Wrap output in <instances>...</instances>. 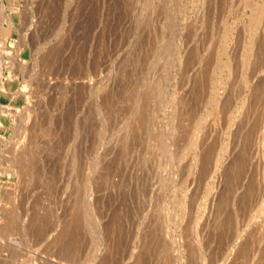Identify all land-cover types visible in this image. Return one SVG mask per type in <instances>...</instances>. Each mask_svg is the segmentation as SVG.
Instances as JSON below:
<instances>
[{
  "label": "bare ground",
  "instance_id": "1",
  "mask_svg": "<svg viewBox=\"0 0 264 264\" xmlns=\"http://www.w3.org/2000/svg\"><path fill=\"white\" fill-rule=\"evenodd\" d=\"M16 1L17 0L10 1V9L13 12L17 11V8L15 9L16 6L14 7V2ZM145 1L147 0H144V6L142 5L143 0L140 1V3L144 8L148 9V13H146L147 15L149 14V17L150 15H152L151 13L153 11L155 12L154 8L158 10L159 7L157 8L156 5L159 4V6H161L160 4L162 2V10H159L164 11L163 22L167 23V25L169 24V28L171 30H169L170 36L168 38L165 37V39L164 36L155 35L156 33L153 34V38H155V41H158V43H162L163 48L162 46L160 47L161 50L163 49L162 53L165 52V70L163 74L156 78L153 71L151 72V70H148L150 69V67L146 66L145 67L148 70L147 75H143L144 72L142 71V69L144 66L140 67L141 70L140 68L139 70H137L138 65L145 62L143 59L141 63L139 61V58L141 60V58L145 56H142L144 47H141L139 49L137 48L142 46V44H139L138 42H136L138 43L137 47L132 43L133 45L128 50V53H126L127 55L125 54L126 58H123L124 66L120 65L122 67V70L120 72L119 69L117 70L119 71V74L116 73V75L118 74L119 77V80L117 79L118 81L116 82H114V79L116 78L115 74H112L115 75L114 79L111 75L110 77L112 79H110V77L106 78V76L103 75L102 72H100V74H97L96 69L100 67H97L95 69L96 74L94 73L92 75V72L89 71L91 75L87 74L86 76L83 75V77L77 78L73 77L72 75L74 74L73 71H75L73 70L74 68L72 69V71L70 68V70L68 68H65V64H62L65 65L62 67L68 69L70 72L72 71L73 73L71 72L70 74L72 75V77L69 75V73L67 74L70 77H65V75H63L62 79L60 78V85L64 87L66 92L73 91L74 93V91L76 92V89L78 91L80 90V92H84V90H87L90 96L93 97L94 102H96L95 105H97L98 107H93L96 110L95 113H97V111H101L100 114H98L99 117L101 114H103L102 118H99L101 120L99 125L102 126L100 128V131H98L99 136L97 137L99 138L97 143H95V152L93 149V152L91 153L94 154L90 156V162H88L85 167L82 166V168L80 169V164L78 166L76 163H79V161H77L79 157L76 158L77 160L75 159V153H78V151L77 149V152H74V150L71 151L72 154L70 153V155L72 156V161L70 162L72 163V166L70 169L72 171L71 173L73 174L70 175H75L78 178L73 177V180L70 181V183L72 182V187H70L68 184L66 185V187L69 186L73 190H71L69 187H65L66 189L69 188L74 196H72V200V194L70 193L71 191L68 189V192L70 191L69 193L71 194L69 197H71L72 201L70 204L65 203V205L69 204V206L66 208L64 207V203L62 204L65 211L61 210L62 207L60 208L59 204L58 207L56 206L57 204L55 205V212L54 210H52L54 209L52 208L54 205L51 204L54 203V198L56 197L57 199V196L59 194L55 193V189L53 191H49L51 189V186L55 185V181H53L55 177H51V172L53 170H50L51 176H47V174L45 173L46 170L44 168L45 171H42V175H40L44 178L42 180H45L44 185L47 188L46 191L48 190L51 193L54 192V195H58L54 197H52L53 195L51 196L54 199L53 203L50 202L51 204L48 205V202L46 208H44V212L39 210H37L36 212L34 211L33 204L35 203H33L32 201H34L36 199L35 198L31 201L33 204L30 206V216H28L29 211H26V213L25 211H23L24 213L21 211L23 215L18 213L17 206L21 202L18 197L23 194L17 196L18 201H16V199L14 198V195L18 192V183L20 184V177L22 178L24 176L27 180L30 175V171H33L35 173L38 171L37 169L33 168V163H31V161L33 160H30L31 158H28L29 155L30 157H32V153L29 154L26 149H24L23 151H26L29 154L28 155L26 152L24 153L27 154V161L23 156L24 154H22L21 152V155L23 156L25 162H23L24 160H22L21 162V158L20 166L18 165L19 168H17L18 166L16 165L17 167L15 168L14 172L7 173L8 171H10L8 170L7 172L0 173V264H66L68 263V257L66 258L67 255L65 254L67 253V251H71L74 248L75 252L73 251L71 253H75L76 258H68V260L72 259V261H70L72 263L75 259H78V264H264V0H198L197 4L195 5L194 14L190 17V19L187 21L186 14L182 16V19L176 18V22L171 15L168 16V7L165 6L163 9L165 0H151L150 2L148 0L146 6ZM74 3L77 4L78 1ZM93 3L97 4L98 1ZM135 3L137 4L136 1L132 3L131 0L128 9L126 7L127 13L129 12L126 15L127 17L128 15H130V19H132L133 15L135 16V11H142L141 14L143 16L144 10H146L142 9V6H138L141 11L139 8H137L139 9L137 10L135 8ZM76 4L73 5L76 6ZM126 5L127 4L125 2V6ZM249 7H252V9L251 13L248 16L246 10ZM72 9L74 8L72 7ZM78 12H76V14H78ZM107 16L108 15H106V17ZM246 16L248 17L245 19ZM11 17L16 19L17 14L13 13ZM147 17L145 18L143 16L142 18H145L144 22H146V24L148 25L149 23L151 24V17ZM240 21L242 25L238 26ZM68 22L71 24V21L68 20ZM67 25L69 26V24ZM115 27H117L116 24ZM8 29L9 27L3 29L4 40H7L10 33V30L8 33ZM153 30L154 29H151L150 32H153ZM219 30L223 31V35L220 37L218 36ZM82 32L83 31H81V33ZM150 32L148 33V37L152 35L150 34ZM102 35H104L103 32ZM112 37L114 38L113 35ZM145 37L148 38L147 36ZM150 40L152 41V39H149L148 42H151ZM185 40H190V42H192V48L190 46L189 49L187 48V46H185V44L183 43V41ZM187 41H185L186 44ZM168 42L171 46V50L169 51L167 50ZM40 52L42 53L43 51ZM160 53L158 52V54ZM158 54H156V56H158ZM23 55L28 56L27 52L23 53ZM37 55L35 56L37 57ZM6 56L7 55L5 53L3 56H0V62L7 59ZM36 60V62H32L31 66L41 64L45 67L46 63L43 61V58L40 59L37 57ZM95 60L97 62L96 58ZM68 61L66 60V62ZM56 62L58 64L60 63L59 60ZM72 62H74L73 59ZM49 63L50 62L48 61L47 65H49ZM116 63L118 62L116 61ZM147 63L149 64V62ZM69 65L70 64L68 63L67 66ZM143 65H145V63H143ZM135 66H137V68H135ZM37 68L40 67H38L37 65ZM189 68H192V70H190V73L188 72L189 74H187L188 77L186 78L184 76V72L186 73L187 69ZM40 69H38V71H40ZM41 70L43 71V69ZM55 70L57 71V69ZM88 70L87 73H89ZM65 71L66 70H64V72ZM38 73H40L41 75V72ZM7 74L9 73L7 72ZM14 74L16 75V73ZM83 74H86V72ZM49 75H47L48 77L46 76L47 78L45 77V84L46 86H48L47 88H49V85L53 83V78L49 77ZM7 76L8 77L2 84L3 86L0 87V100L2 104H5L4 106L6 107H3L6 108L5 111H7V113L2 117L4 118V121L11 119V121L16 122L20 119V121L22 120L25 124V127L27 129H30L31 127H33V123L36 122V115L38 116L39 114L37 110L36 111L38 114H36L35 112V100L32 101L31 99V94L34 92L35 88L32 87L33 85H29V87H26L24 85V88H21V86V89H18L16 87L17 78H11V75ZM184 77L186 78V80H184ZM34 78L37 79L38 76L37 78ZM109 80H113V83L109 82ZM171 86H173L172 89ZM38 92L40 91L38 90ZM45 92L47 91L45 90ZM51 93L50 99L52 100L54 98H51ZM9 97H12L13 100H10ZM67 97L68 96H66V99ZM118 101L129 102L126 110H122L121 112L116 111V104ZM51 102L52 101H50V103ZM197 102H201L202 104H204L200 105L204 108L202 109L200 106L199 108H197V106L199 105L197 104ZM195 106L197 109H195ZM43 107L46 106L44 105ZM65 107L64 109H66ZM51 116L53 117V115ZM74 116L71 118H75ZM40 121L42 122V120ZM74 122L75 125L72 137L76 138V135L79 134L78 128H80L81 124H83L84 122L81 123V120L77 121V119ZM78 123H80V125H78ZM37 124L38 123H36V126ZM22 127L24 126L22 125ZM53 127H55V125ZM33 128H31V130H33ZM61 128L62 126L60 127V129ZM5 130L6 126H0V135H4ZM52 130H54V128ZM36 133L38 132H35V134ZM26 134L28 135V133ZM38 134H36V137L34 134L33 135L35 138H37ZM142 134L144 135V137L146 135V137H148V146L146 145L148 149L146 150V156L152 157L150 159L153 160L154 158H158V174L160 176L158 186L161 187L159 191L156 192V194H150L149 200H147V206L143 204L144 209L145 207H147L145 209L146 212H143V214L145 213L143 218L144 224L140 225V222L138 223L139 225L136 226L138 232L134 233L133 235L130 233L132 237L131 241L128 244V246L130 245L129 248L126 249V247H128L126 246L122 250V248L124 247V236H127V234L123 236L122 233H128L125 229L127 227V224L129 223H125L126 221L123 222L126 217L122 220L119 212V214L117 215L108 213L109 216L107 212L104 215H100V213L98 214V209H101L103 207L102 205V207L99 208L101 206L100 202L104 204L102 202V199L104 197L103 192H105L104 189L108 186V183L107 185L106 183H104V186H101V183L103 179V182H106L107 180H110L111 177H113L107 174L109 168L107 170H104V168H107L106 164L109 165L110 162L108 163L107 161L106 164L104 162L106 157L109 156V152H114V154L116 152L120 158L127 153L126 150L128 151L129 148H139L140 144L136 143H141ZM24 135L25 132L23 136ZM30 135H32V133ZM68 135L69 134H67V137ZM23 138L26 139V137ZM150 138H153L154 142H150ZM27 141H29L28 143L32 142L31 140ZM35 142L33 143V145L37 144V142ZM28 143L27 145L29 146ZM68 143L70 146L72 142ZM24 145H26V142L24 143ZM26 146L24 148H26ZM28 146V149L32 147ZM78 155L79 154H77L76 156ZM117 155L115 156L118 157ZM114 157L113 160H110L109 157L107 158V160L113 162L116 158ZM139 157H141L142 159L144 158L142 157V155ZM35 158L38 157L36 156ZM119 158H116V160ZM123 159L125 160L126 158L124 157ZM41 160L38 159V161ZM12 162L11 165L9 164V167H13ZM16 162L18 163V161ZM45 162L47 163V161ZM143 162L144 159L142 161V164ZM116 164L118 165V167H120L117 162ZM36 165L38 166L40 164L36 163ZM113 165L111 163V166ZM143 165H145V162ZM9 167L8 169H10ZM22 170H25V173ZM120 170L122 169L120 168ZM111 171H109L108 173L110 174ZM22 172L24 174H21ZM114 172H116V170ZM122 172L120 171L117 176ZM26 173L29 174L28 177H26L27 175L25 176ZM105 173L108 175V177H110L109 179H107L106 177V181L104 178L106 175ZM53 175L55 176V174ZM38 176L39 175H36V177L34 178L36 179L38 178ZM120 176L118 177L120 178ZM32 179L33 177L31 176V179L28 180ZM115 180L113 181L115 182ZM24 182L26 183V181ZM110 182V187H108V189L110 188V190H112L111 187L113 188L114 186H112V182ZM34 183L36 182L33 179L32 184ZM115 185L117 187V184ZM119 186L118 188L121 190V188L123 187ZM27 187L28 186H26V188ZM43 187L44 186H42V188ZM103 187L105 188L103 189ZM118 188L117 192L115 190L116 188L114 189L116 193L120 192ZM27 189H25V191ZM109 192L112 193L113 191ZM44 194L46 193L44 192ZM107 196L111 195L108 194ZM59 197L62 196L60 195ZM41 198L49 199L45 196H41ZM52 198H50L51 201ZM108 198L106 199L107 201ZM39 199H37V204H40L39 201L43 200ZM50 199L47 201H50ZM60 199L57 200L60 201ZM140 200L141 199H139V201ZM15 201H20L17 206ZM107 201H105V204L107 203ZM34 202H36V200ZM42 203L44 202L42 201ZM21 205L22 204L20 203L19 206L21 207ZM104 209L102 208V210L100 211L104 212ZM111 209L113 208L111 207ZM25 210H27V208ZM52 212H54V215ZM122 213L124 215L123 211ZM16 221H21L20 223H18L20 225V229L18 230L19 226L16 227L17 229H14L18 231L22 230L23 232L27 231L30 236L33 232L32 236L35 237V235L37 234L40 239L43 238V240H40L36 237L37 242L35 241V239L33 242H35V244L39 243V241L43 242V244H39H42L44 246L41 247V250L43 248L45 249L42 250L45 251V253H43H48L46 259H41L42 257L40 259L38 257L35 258L36 256L34 257V255H30V257H28L29 254H24V257H28L25 258V260H16L15 258H13L14 255L15 257H17V254H19V256L23 255L21 251L20 252L22 254L17 251V249L19 248L16 249L18 244L13 240L7 238L10 228L12 226H15L14 224L17 223ZM48 222L52 224L50 225V229L45 226L48 224ZM45 227L49 229L48 230L46 228L47 232H45ZM12 231L11 233L14 232ZM11 233H9V235H11ZM19 233L17 232L18 235ZM17 234L14 236H17ZM88 234H90L91 237V243H89L88 250L90 248H92V250H89L87 252L86 248L83 250L82 245L83 242L85 243V237L89 236ZM29 235H27V237ZM23 236L25 237L26 235ZM10 237L12 238V235ZM21 237L22 236H20V238ZM32 238H30V242H32ZM78 242L80 243V246L76 247L77 244H79ZM19 244L21 246L20 242ZM39 244L37 247H39ZM71 246H73L74 248L72 247V249H69V247ZM120 251H125L126 253L122 252L121 254ZM63 254L65 255V260ZM70 257H72V255ZM26 259L29 261H27ZM70 262L68 264H71Z\"/></svg>",
  "mask_w": 264,
  "mask_h": 264
},
{
  "label": "rangeland",
  "instance_id": "2",
  "mask_svg": "<svg viewBox=\"0 0 264 264\" xmlns=\"http://www.w3.org/2000/svg\"><path fill=\"white\" fill-rule=\"evenodd\" d=\"M11 0H0V56H3L4 55V53L7 55L6 57H7V59H5V60H3V61H1L0 62V87L1 86H3L2 84H3V82L5 81V79L8 77L7 75H11V78H17V84H16V87L18 88V89H21V88H24L25 86L26 87H29V85L30 86H32V87H34L35 89H34V94L32 93L31 94V99H32V101L33 100H35V102L36 103H34L35 105H34V107H35V112H36V114H38V116L36 115V117L38 118H36L35 119V121L36 122H34L32 125H33V127H31V128H33V130H31V128L29 129H27L26 127H25V124L23 123V121L21 120L20 121V119L19 120H17L16 122H13V121H11V119H9V120H7V121H4V118L2 117V116H4L6 113H7V111H5L6 110V108H4V107H6V106H4L5 104H2L1 103V100H0V104H2V105H0V126L2 127V126H6V130H5V132H4V135H0V173H2V172H7L8 170H10V171H8L7 173H12V172H14L15 171V168L19 165L20 166V159H21V162H22V160H24V158H23V156L25 157V160L27 161V152H29V154H31L32 155V157L33 156H37L38 158H35V157H30V155L28 156V158H31L30 160H33V161H31V163H33L32 165H33V168H35V169H37L38 171L35 173V172H31L30 171V175L28 174V173H26L25 174V176L26 177H28V175H29V177H28V179H31V176L33 177V179H34V181L36 182V183H34V184H32L33 183V179L32 180H28V183H27V180H26V178L23 176V175H21V176H23L22 178L20 177V180H19V182H20V184L18 183V187H19V189H18V192L14 195V198L16 199V201H18L17 200V196H20L21 194H23V195H21L20 197H18V199H20L21 200V207L19 206L20 205V203L19 202H16V206H17V204H18V206L20 207V209H19V207L17 206V211H18V213H20V214H22V212L23 211H25V213H26V211L28 212V216H30V210H31V205L33 204V203H35L36 204V206L37 205H39V206H37V208H36V206H35V204H33L34 205V211L36 212L37 210H39V211H45L44 210V208H46V206H47V203H48V205L49 204H51V203H53V200L55 199V200H57V199H60V201H55L54 200V203L53 204H51V205H54L52 208H54V209H52V210H54V212H55V208H56V206L58 207V204L60 205V208L62 207L63 208V206H62V204L64 203V207L66 208V207H68L69 206V204L71 203V201L73 200V193H72V191L71 190H73V189H71L70 187H72L71 185H72V182L70 183V181H72L73 180V177H77V176H71L70 174H73V173H71L72 171H71V166H72V163L70 162V161H72V159H71V155H70V153H71V151H73L74 150V152L76 151V149H77V151H78V153H75L76 155L77 154H79L78 156H76L75 155V159L76 158H78V160L77 161H79V163L78 162H76L77 163V165L79 166V164H80V166H79V168L81 169L82 168V166L83 167H85L86 165H87V163L88 162H90V160H91V157L90 156H92L94 153H91V152H93L92 150L94 149V152H95V148H96V145H95V143H97V141H98V138L99 137H97V136H99V133H98V131H100V128H101V126L102 125H99L100 124V117L102 118V116H103V114H101L100 115V117L98 116V114H100V112L99 111H97V113H95L96 112V110H95V108H93V107H97V105H95L96 104V102H94V99H93V97L92 96H90V94L87 92V90H84V92L83 91H81L80 92V90L78 91L77 89H76V92H77V94H76V92L74 91V93H73V91H67L66 92V90L64 89V87L63 86H61L60 84H61V79H62V76L63 75H65V77L67 76V77H72V75H73V77H77V78H80V77H83V75H93L94 73L96 74V70H97V74H100V72H102V74L103 75H105L106 76V78L107 77H110V75L111 76H113V79L115 78V75H116V73H118L119 71H117V70H119L120 69V72H121V66L120 65H123L124 66V59L126 58L125 57V54L126 53H128V50L130 49V47L133 45V44H135L136 45V47L138 46V43L139 44H142V46H140V47H137L138 49L139 48H141V47H144L143 49H144V51L142 52V56H145V57H142L141 58V60H140V58H139V61H140V63L142 62V59L145 61V62H143V63H145V65H143V63H141L140 65H138V69L137 70H139V68L142 66H146V67H150V69H148V70H151V72L153 71V73L155 74V76H156V78L157 77H159V76H161L162 74H163V72H164V70H165V66H164V54H165V52L164 53H162V50H161V46H162V43H158V41H155V38H153V34H155V35H160V36H164V39H165V37L166 38H168L170 35V28H169V24L167 25V23H164L163 22V17H164V11H160L159 9H161L162 10V2H161V6H159V4H157L156 5V7L158 8V10L160 11V13H159V11L157 10V9H155L154 8V10H155V12L153 11L151 14L152 15H150V17H151V24L149 23L148 25L146 24V22H144L145 21V18L149 15H147V13H148V9L147 8H144L143 6H144V0H143V3H142V5H141V3H140V1H142V0H135L136 2H137V4L135 5V8L137 9V8H139L140 6H142V9H146V10H144V13H143V16L145 17V18H142L143 16H142V14H141V9H140V11L141 12H139V11H135V16L133 15L132 16V19H130L131 17H130V15H128V17H127V15L126 14H128L127 13V9H128V6H130L129 5V3H130V1L128 0V3H127V0H96V1H98V5L96 4V3H93V2H96L95 0L93 1V0H17L16 2H14L15 3V5H14V7H15V9L17 8V11H12L11 9H10V7H11V2H10ZM37 1V2H36ZM46 1V2H45ZM78 1V3L76 4V3H74V2H77ZM80 1H82V2H80ZM119 1V2H118ZM134 0H132V3L133 2H135ZM151 0H149V2H150ZM159 1H161V0H159ZM162 1H164V0H162ZM80 2V3H79ZM102 2V3H101ZM124 2V3H123ZM125 2H126V6H125ZM139 2V3H138ZM146 3H145V6H146V4H147V2H148V0L147 1H145ZM197 2H198V0H165L164 1V4H163V9H164V7L165 6H167L168 7V9H169V14H168V16H172L173 17V19H174V21L176 22V18H180V19H182V16H184V15H186L187 14V21L190 19V17L194 14V9H195V5L197 4ZM39 4V5H37V4ZM112 3V4H111ZM32 4V5H31ZM36 4V5H35ZM76 4V6H74V5ZM79 4V5H78ZM103 4V5H102ZM54 5V6H53ZM92 5H94V6H92ZM111 5V6H110ZM116 5V6H115ZM38 6V7H37ZM40 6V7H39ZM79 6V7H78ZM92 6V7H91ZM97 6V7H96ZM102 6V7H101ZM139 6V7H138ZM13 7V8H14ZM72 7L74 8V9H72ZM88 7V8H87ZM92 9H91V8ZM106 7V8H105ZM113 8V9H111V8ZM126 7H127V9H126ZM39 10H38V9ZM41 8V9H40ZM60 8V9H59ZM79 8H82V9H79ZM59 9V10H58ZM79 9V10H78ZM89 9V10H88ZM107 9V10H106ZM116 9V10H115ZM120 9V10H119ZM139 9H137V10H139ZM251 9H252V7L250 8H247V14H248V16H249V14L251 13ZM53 10V11H52ZM73 10V11H72ZM97 10H99V11H97ZM113 10V11H112ZM39 11V12H38ZM42 11V12H41ZM45 11H46V13H45ZM79 11V12H78ZM150 11V10H149ZM156 11H158V12H156ZM15 13V14H17V17H16V19H14V18H12L11 17V15L13 14V13ZM76 12H78V14H76ZM139 14H138V13ZM147 12V13H146ZM7 13V14H6ZM42 13V14H41ZM146 13V14H145ZM150 13V12H149ZM155 13V14H154ZM47 16H46V15ZM63 14V15H62ZM65 14V15H64ZM90 14V15H89ZM99 14V15H98ZM137 14V15H136ZM73 15V16H72ZM98 16V18L100 19H98L97 18V16ZM106 15H108L107 17H106ZM110 15V16H109ZM141 15V16H140ZM145 15H147V16H145ZM54 16V17H53ZM63 16V17H62ZM71 16H72V18H71ZM112 16V17H111ZM154 16H156V17H154ZM189 16V17H188ZM248 16H246L245 17V19L248 17ZM3 17V18H2ZM76 17V18H75ZM92 17V18H91ZM124 17V18H123ZM149 16L147 17V18H150ZM158 17H160V18H158ZM70 18V19H69ZM91 18V19H90ZM134 18V19H133ZM135 18H136V21H137V23H136V21H135ZM140 18V19H139ZM73 19V20H72ZM75 19H77V20H75ZM97 19V20H96ZM138 19V20H137ZM144 19V20H143ZM161 21H160V20ZM9 20V21H8ZM68 20L69 21H71V24L68 22ZM78 20H80V21H78ZM88 20V21H87ZM91 22H90V21ZM93 20V21H92ZM123 20H124V22H123ZM131 20H132V22H131ZM140 20V21H139ZM143 20V21H142ZM158 20H159V22H158ZM73 21V22H72ZM84 21V22H83ZM86 21V22H85ZM107 21V22H106ZM120 21V22H119ZM122 21V22H121ZM186 21V22H187ZM88 22V23H87ZM97 22V23H96ZM106 22V23H105ZM111 22V23H110ZM130 22V23H129ZM91 23V24H90ZM104 23V24H103ZM127 23V24H126ZM135 23V24H134ZM67 24H69V26L67 25ZM101 24V25H100ZM115 24H116V26L117 27H115ZM118 24V25H117ZM130 24V25H129ZM131 24H133V25H131ZM141 24V25H140ZM154 24H155V26H154ZM10 25V26H9ZM67 25V26H66ZM159 25V26H158ZM161 25V26H160ZM162 25H163V27H162ZM242 24H241V21L239 22V24H238V26H241ZM72 27V29H71V27ZM83 26V27H82ZM104 26V27H103ZM128 26V27H127ZM9 27V29H8V33H9V30H10V33H9V35H8V38H7V40L5 39H3V29H5V28H8ZM69 27V28H68ZM162 27V28H161ZM38 28V29H37ZM111 28V29H110ZM131 28V29H130ZM140 28V29H139ZM33 29H35V30H33ZM88 29V30H87ZM114 29V30H113ZM148 29V30H147ZM151 29H154L153 30V32H150V30ZM103 30H105V31H103ZM170 30V31H169ZM81 31H83L82 33H81ZM94 31H96V32H94ZM159 31V32H158ZM102 32H103V34L104 35H102ZM150 32V34H152L150 37H148L149 35H148V33ZM168 32V33H167ZM222 30H219V34H218V36L220 37V36H222L223 34H222ZM52 33V34H51ZM74 33V34H73ZM115 33V34H114ZM132 33V34H131ZM160 33V34H159ZM48 34V35H47ZM51 34V35H50ZM96 34V35H95ZM118 35V37H117V35ZM47 35V36H46ZM112 35L114 36V38L112 37ZM138 35V36H137ZM60 36H61V40H60ZM124 36H125V39H124ZM141 36V37H140ZM144 36V37H143ZM145 36H147L149 39H152V43L151 42H148L149 41V39L148 38H146ZM172 36H174V35H172ZM171 36V37H172ZM184 36V35H183ZM83 37V38H82ZM112 37V38H111ZM179 38H180V35H179ZM183 38H186V37H183ZM190 38V37H189ZM50 39V40H49ZM130 39V40H129ZM136 41H135V40ZM145 39V40H144ZM47 40V41H46ZM55 40H56V42H55ZM157 40V39H156ZM184 40V39H183ZM83 41V42H82ZM95 41V42H94ZM108 41V42H107ZM109 41H110V43H109ZM125 41V42H124ZM135 41V42H134ZM185 41H187V40H185ZM185 41H183V43L185 44V46H187V48H189L190 49V46L192 45L191 43L192 42H190V40L189 41H187V44H186V42ZM59 42V43H58ZM82 42V43H81ZM87 42V43H86ZM99 42V43H98ZM124 42V43H123ZM127 42V43H126ZM136 42H138V43H136ZM141 42V43H140ZM37 43V44H36ZM40 43V44H39ZM122 43H123V45H122ZM131 43V44H130ZM133 43V44H132ZM188 43H189V45H188ZM111 44V45H110ZM116 44V45H115ZM149 44H151V45H149ZM157 44V45H156ZM46 45V46H45ZM63 45V46H62ZM103 45V46H102ZM29 46H31V47H29ZM77 46V47H76ZM110 46V47H109ZM117 46V47H116ZM124 46V47H123ZM193 46V45H192ZM192 46H191V48H192ZM29 47V48H28ZM65 47V48H64ZM114 47H116V48H114ZM147 47V48H146ZM171 46H170V43L168 42V45H167V50L169 51V50H171V48H170ZM31 48V49H30ZM51 48V49H50ZM109 48V49H108ZM136 48V49H137ZM146 48V49H145ZM158 48V49H157ZM162 48H163V46H162ZM115 49H117V50H115ZM148 49H150V50H148ZM152 49V50H151ZM43 51L42 53L40 52V51ZM51 50V51H50ZM54 50H55V52H54ZM124 50V51H123ZM148 50V51H147ZM147 51V52H146ZM25 52H27V55L28 56H24L23 55V53H25ZM39 52V53H38ZM110 52V53H109ZM124 52V53H123ZM145 52V53H144ZM157 52V53H156ZM158 52L160 53V54H158ZM41 53V54H40ZM57 53H58V56H57ZM144 53V54H143ZM151 53V54H150ZM37 55V57L38 58H40V59H42L43 58V61L46 63V65H47V63H48V61L50 62L49 63V65H45V67L43 66V65H41V64H36V65H33V66H31L32 65V62L33 61H37L36 59H37V57L35 56V55ZM112 54V55H111ZM114 54V55H113ZM123 54V55H122ZM146 54H148V55H146ZM156 54H158V56H156ZM127 55V54H126ZM21 56V57H20ZM52 56V57H51ZM146 56H147V58H146ZM150 56V57H149ZM152 56V57H151ZM154 56H156V57H154ZM27 57V58H26ZM35 57V58H34ZM71 57V58H70ZM94 57V58H93ZM47 58V59H46ZM54 58V59H53ZM68 58V59H67ZM95 58L97 59V62H96V60H95ZM124 58V59H123ZM33 59V60H32ZM64 59H66L68 62H66V60H64ZM72 59H73V61L74 62H72ZM75 59H76V61H78V62H76L75 61ZM95 60V61H93V60ZM147 59V60H146ZM32 60V61H31ZM59 60V64L56 62V61H58ZM62 60V61H61ZM86 60V61H85ZM110 60V61H109ZM118 62V63H116V61ZM121 60V61H120ZM22 61H24V62H22ZM43 61H42V63H43ZM47 61V62H46ZM52 61H54V62H52ZM65 61V62H64ZM101 63H100V62ZM112 61V62H111ZM151 61V62H150ZM75 62H76V64H75ZM111 62V63H110ZM120 62H122V63H120ZM147 62H149V64L147 63ZM29 63V64H28ZM52 63V64H51ZM70 64L69 66H67V64ZM74 63V64H73ZM26 64V65H25ZM62 64H65L66 65V67L65 68H70L71 70L73 69V70H75V71H73L74 72V74H72V75H70L71 74V72L68 70V69H65L64 67H62V66H65V65H62ZM85 64V65H84ZM147 64V65H146ZM24 67H23V66ZM37 65H38V67H40L41 69H43V71L40 69V68H37ZM78 65V66H77ZM90 67H89V66ZM149 65V66H148ZM43 66V67H42ZM52 66H53V68H52ZM88 66V67H87ZM120 66V67H119ZM20 67H21V69H20ZM24 69H23V68ZM34 67V68H33ZM50 67V68H49ZM75 67H77V68H75ZM97 67H100V68H97ZM144 67H143V69H142V71L144 72V74L143 75H147L148 73V70H147V68L145 67V70H144ZM26 68V69H25ZM87 68V69H86ZM97 68V69H96ZM118 68V69H117ZM135 68H137V66H135ZM135 68H134V70H135ZM31 69V70H30ZM38 69H40V71H38ZM55 69H57V71L55 70ZM62 69V70H61ZM89 69V70H88ZM96 69V70H95ZM49 70V71H48ZM64 70H66L65 72H64ZM87 70H88V72L90 71V72H92L91 74H90V72L89 73H87ZM140 70H141V68H140ZM147 70V71H146ZM190 70H192V68H189V69H187V72L185 73L184 72V76L187 78L188 76H187V74H189L190 73ZM55 73H54V72ZM69 71V72H68ZM86 72V74H83V73H85ZM94 71V72H93ZM110 71V72H109ZM7 72L9 73V74H7ZM29 72V73H28ZM33 72V73H32ZM38 72H41V75H40V73H38ZM42 72H43V74H42ZM72 72V73H73ZM81 72V73H80ZM108 72V73H107ZM189 72V73H188ZM14 73H16V75L14 74ZM46 73V74H45ZM64 73H66V74H64ZM67 73H69V75L67 74ZM105 73V74H104ZM126 73H128V72H126ZM50 74V75H49ZM79 74H81V75H78ZM112 74H115V75H112ZM119 74V73H118ZM118 74L116 75V78L114 79V82H116V81H118L119 80V77H118ZM47 75H49V77H51V78H53V83H51L49 86V88H47L48 86H46V84H45V77L47 76ZM54 75V76H53ZM109 75V76H108ZM150 75V74H149ZM148 75V76H149ZM37 76H38V78H37ZM29 77V78H28ZM34 77H36L37 79H35ZM48 77V76H47ZM46 77V78H47ZM184 77V78H185ZM40 78V79H39ZM43 78V79H42ZM61 78V79H60ZM64 78V77H63ZM186 78L184 79V80H186ZM60 79V80H59ZM110 79H112L111 77H110ZM118 79V80H117ZM55 81V82H54ZM113 81V80H112ZM112 81H110L109 80V82H111V83H113ZM31 82V83H30ZM36 82H37V84H36ZM29 83V84H28ZM33 83V84H32ZM41 84V85H40ZM175 84V83H174ZM18 85V86H17ZM25 85V86H24ZM39 85V86H38ZM55 85V86H54ZM22 86V87H21ZM59 86V87H58ZM61 86V87H60ZM21 87V88H20ZM172 87L173 86H171V89H172ZM17 88H16V90H17ZM47 88V89H46ZM15 90V91H16ZM29 90V89H28ZM38 90L41 92H38ZM45 90L47 91V92H45ZM58 90V91H57ZM63 90V91H62ZM57 91V92H56ZM60 91V92H59ZM53 94H52V93ZM43 93V94H42ZM48 93V94H47ZM50 93H51V98H54V99H50ZM74 95H73V94ZM80 93H81V95H80ZM26 94V93H25ZM68 94V95H67ZM73 96H72V95ZM7 95V94H6ZM43 95V96H42ZM71 95V96H70ZM83 95V96H82ZM8 96H10V95H8ZM34 98H33V97ZM59 96V97H58ZM66 96H68L67 97V99H66ZM78 97H79V99H78ZM82 97V98H81ZM84 97H86V98H84ZM0 98H1V93H0ZM10 98V100H13L12 99V97H9ZM44 98V99H43ZM48 98V99H47ZM59 99V100H58ZM69 99V100H68ZM43 100V101H42ZM49 102H48V101ZM56 102H55V101ZM58 100V101H57ZM68 100V101H67ZM71 100V101H70ZM50 101H54L53 103L51 102L50 103ZM79 101H80V103H79ZM11 102V101H10ZM93 102H94V104H93ZM46 103V104H45ZM71 103V104H70ZM47 104H48V106H47ZM54 104H56V105H54ZM64 104H65V106H64ZM67 104V105H66ZM70 104V105H69ZM128 104H129V102H123V101H118L117 102V104H116V111L117 112H121L122 110H126V108L128 107ZM197 104H199L198 106H197ZM197 104H196V106H197V108H199V106L202 104L201 102H197ZM38 105V106H37ZM46 106V107H43V106ZM202 105H204V104H202ZM4 106V107H3ZM76 106V107H75ZM78 106V107H77ZM196 106H195V109H197L196 108ZM4 109H3V108ZM40 107H42V108H40ZM51 107V108H50ZM64 107L66 108V109H64ZM201 107V106H200ZM39 108V109H38ZM59 110H58V109ZM98 108V107H97ZM96 108V109H97ZM202 109L204 108L203 106L201 107ZM3 109V110H2ZM54 109H56V110H54ZM38 111V113H37V111ZM47 110H48V112H47ZM67 112H66V111ZM79 110V111H78ZM95 110V111H94ZM64 111V112H63ZM91 111V112H90ZM4 112V113H3ZM59 114H58V113ZM93 112V113H92ZM57 113V114H56ZM69 113V114H68ZM76 113H77V115H76ZM67 114V115H66ZM51 115H53V117L51 116ZM59 115V116H58ZM72 115V116H71ZM75 115V116H74ZM45 116V117H44ZM75 117V118H71V117ZM77 116H78V118H77ZM96 116V117H95ZM98 116V117H97ZM40 117V118H39ZM44 117V118H43ZM56 117V118H55ZM50 118V119H49ZM55 118V119H54ZM68 120H67V119ZM84 118H85V121H84ZM44 119V120H43ZM60 119V120H59ZM77 119V121H80L81 120V123H83V124H81V127L80 128H78V133L79 134H77L76 135V138H74V137H72L73 136V129H74V125H75V120ZM79 119V120H78ZM40 120H42V122L40 121ZM46 120V121H45ZM48 120V121H47ZM54 120V121H53ZM57 120H58V122H57ZM65 121H67V122H65ZM21 122V123H20ZM48 122V123H47ZM52 124H51V123ZM56 122V123H55ZM63 122H65V123H63ZM14 123V124H13ZM19 125H18V124ZM36 123H38L37 124V126L38 127H40V128H38L37 126H36ZM43 123V124H42ZM47 123V124H46ZM58 123V124H57ZM68 126H67V125ZM16 125V126H15ZM22 125L24 126V127H22ZM55 125V127H53ZM59 125V126H58ZM78 125H80V123H78ZM50 126V127H49ZM62 126V128L60 129V127ZM54 128V130H52L53 128ZM71 127V128H70ZM83 127V128H82ZM23 128V129H22ZM36 128V129H35ZM39 129V131H38V129ZM52 128V129H51ZM25 129V130H24ZM35 129V130H34ZM46 129V130H45ZM56 129V130H55ZM30 130H31V133H32V135H30L31 133H30ZM45 130V131H44ZM80 130V131H79ZM9 131V132H8ZM38 132V133H36V134H38V136H37V138H35L36 137V134H35V132ZM48 131V132H47ZM57 131H58V133H57ZM72 133H71V132ZM24 132H25V135L23 136V134H24ZM59 132H61V133H59ZM64 132V133H63ZM69 132V133H68ZM23 133V134H22ZM26 133H28V135L26 134ZM30 133V134H29ZM35 135V137H34V135ZM41 134H43V135H41ZM67 134H69L68 135V137H67ZM64 135H66V136H64ZM32 136H33V138H32ZM59 137V139H58V137ZM147 136V135H146ZM144 137V135L142 134V138H141V143L139 142V143H136V144H140L139 145V148H133V147H131V148H129V150L127 151L126 150V154L123 156V157H120L119 158V156L117 155V153L115 152V154H114V152H109V156H107L106 157V159H105V164H106V162L108 161V163L110 162V164L109 165H107L106 164V167L107 168H104V170H107L108 168V172L109 171H111V170H113V169H115L116 170V172H114L115 170H113V171H111V173L109 174L108 172H107V174L108 175H110V176H113V177H111V182H112V186H114L113 188L111 187V189L112 190H110V188L108 189V187H110V184H109V182H110V180H107V179H109L110 177H108V175L106 174L105 175V181L106 182H103L104 181V179H103V181H102V185L101 186H104V183H106V185H107V183H108V186H107V188H105L106 187V185H105V187H103V189L105 190V192H103L104 193V197H103V199H102V202L104 203V204H102L101 202H100V204H101V206L99 207V208H101L102 207V205H103V209H104V212L103 211H100V210H102V208L101 209H98V214L100 213V215H104V214H106V212H107V214L109 213V214H111V213H113L114 215H117V214H119V215H121V219L123 220L125 217H126V219H124V221L123 222H125V223H129V224H127V227H126V231L129 233H125V232H123L122 233V235L124 236L125 234H127V236L125 235L124 236V238H125V240L124 239H122V240H124V243H123V248H122V250L126 247V246H128V244H129V242L131 241V237H132V235L134 234V233H137L138 231H137V227L136 226H138L139 224L140 225H142V224H144L143 222H144V215H145V213L143 214V212H146V208L147 207H145V209H144V205L145 206H147V200H149V197H150V194L151 193H153V194H156V192L157 191H159V189H160V187L158 186L159 185V180H160V176H159V170H158V158H154V160L153 159H150V158H152V157H149V156H146L147 155V146H148V137ZM2 137V138H1ZM4 137V138H3ZM23 137H26V139L25 138H23ZM28 137H30V138H28ZM40 137V138H39ZM68 138V139H67ZM76 139V140H74V139ZM96 138H97V140H96ZM33 139V140H32ZM36 139H38V140H36ZM147 139V140H146ZM24 140V141H23ZM27 140H31L32 142H30L31 143V145H30V143H28L29 141H27ZM63 140V141H62ZM70 140V141H69ZM37 142V144H34L33 145V143L34 142ZM65 141V142H64ZM146 141V142H145ZM26 142V145H27V143L29 144V146L28 147H31V148H27V146L26 145H24V143ZM35 142V143H36ZM68 142H72L71 144H70V146H69V143ZM142 142H144V143H142ZM150 142H154V139L153 138H150ZM63 143V144H62ZM75 143V144H74ZM94 143V144H93ZM147 143V144H146ZM68 144V145H67ZM74 144V145H73ZM22 145H23V149H22ZM77 145V146H76ZM143 145V146H142ZM147 145V146H146ZM26 146V148H24ZM36 146V147H35ZM60 146V147H59ZM69 146V147H68ZM141 146V147H140ZM62 147H63V149H62ZM66 147V148H65ZM130 147V146H129ZM16 148H17V150H16ZM24 149H26L27 150V154H24L25 152L23 151ZM33 149H34V151H33ZM128 149V148H127ZM139 149V150H138ZM16 150V151H15ZM21 150V151H20ZM31 150V151H30ZM65 150V151H64ZM70 150V151H69ZM20 151V152H19ZM64 151V152H63ZM76 151V152H77ZM140 151V152H139ZM21 152H22V154H24L23 156L21 155ZM62 152V153H61ZM69 152V153H68ZM20 154V157H19V154ZM68 153V154H67ZM65 154H66V156H65ZM72 154V153H71ZM91 154V155H90ZM69 155V156H68ZM113 155V156H112ZM115 155H117L118 157H116ZM127 155V156H126ZM142 155V157H144L143 159H144V162H145V165H143L144 164V162H143V164H142V161H143V159L141 158V157H139V156H141ZM144 155V156H143ZM15 156H16V159H15ZM62 156V157H61ZM119 158V159H117L116 160V158ZM67 157V158H66ZM109 157V159L111 160H113V157L115 158L114 159V161L113 162H111V161H109V160H107V158ZM111 157V158H110ZM126 158L125 160L123 159V158ZM138 157H139V159H138ZM64 158H66V159H64ZM69 158V159H68ZM19 159V160H18ZM37 159V160H36ZM38 159H42L41 161H38ZM80 159V160H79ZM155 159H157V160H155ZM25 160L23 161V162H25ZM66 162H65V161ZM118 160H119V162H120V164H119V162H118ZM137 160H138V162H137ZM5 161V162H4ZM12 161H14V162H12ZM16 161H18V163L16 162ZM44 161V162H43ZM45 161H47V163L45 162ZM124 161V162H123ZM10 162V163H9ZM11 162H12V166L14 167V170H13V167H9V164L11 165ZM39 162H41V163H39ZM43 162V163H42ZM50 162V163H49ZM64 162V163H63ZM69 162V163H68ZM116 162L119 164V166L120 167H118V165L116 164ZM17 163V164H16ZM36 163L37 164H40V165H36ZM63 163V164H62ZM111 163H112V165L113 166H111ZM141 163V164H140ZM4 164V165H3ZM14 164V165H13ZM44 164H48V165H44ZM51 164V165H50ZM68 164V165H67ZM71 164V165H70ZM139 164H140V166H139ZM17 165V166H16ZM44 165V166H43ZM62 165H63V167H62ZM142 165V166H141ZM7 166V167H6ZM19 166L17 167V168H19ZM35 166V167H34ZM43 166V167H42ZM70 166V167H69ZM114 166H116V167H114ZM155 166H156V168H155ZM8 167L10 168V169H8ZM69 167V168H68ZM140 167V168H139ZM144 167H145V169H144ZM44 168H45V170H44ZM51 168V169H50ZM113 168V169H112ZM120 168L122 169V170H120ZM3 169V170H2ZM7 169V170H6ZM12 169V170H11ZM70 169V170H69ZM151 169V170H150ZM2 170V171H1ZM4 170H6V171H4ZM53 170L54 171V173H53V171L51 172V171ZM118 170V171H117ZM141 170H142V172H141ZM22 171H24V173H25V170H22ZM42 171H45V173L47 174V176H51V173H52V176L51 177H55V179H53V181H55V185H53V186H51V189L49 190V191H53L54 189V191H55V193H58L57 195H54V192H49L48 190V192L46 191V187H45V180H42V179H44L41 175H42ZM77 171V170H76ZM122 172V173H120V175H118V176H120V178L117 176V174L119 173V172ZM146 171V172H145ZM156 171H158V172H156ZM49 172V173H48ZM51 172V173H50ZM113 172V173H112ZM23 172L21 173V174H24ZM33 173V174H32ZM39 173V174H38ZM139 175H138V174ZM35 174V175H34ZM41 174V175H40ZM53 174H55V176L53 175ZM69 174V175H68ZM113 174V175H112ZM116 175V177H115V175ZM36 175H39L38 176V178H34V177H36ZM138 176H139V178H138ZM148 176V177H147ZM155 176H156V178H155ZM42 177V178H41ZM106 177H107V179H106ZM118 177V178H117ZM137 177V178H136ZM150 177V178H149ZM78 178V177H77ZM142 178H143V180H142ZM147 178V179H146ZM115 179H117V180H115ZM153 179V180H152ZM26 181V183L24 182V181ZM39 180H40V182H39ZM113 180H115V182L113 181ZM131 180V181H130ZM136 180H137V182H136ZM156 180V181H155ZM116 181H117V183H116ZM152 181H153V183H152ZM25 183V185L26 186H28L27 188H26V186L24 185V183ZM110 182V183H111ZM125 182V183H124ZM141 182H142V184H141ZM149 182V183H148ZM31 185H30V184ZM54 183V182H53ZM113 183H115V184H117V187H116V185L115 184H113ZM121 183V184H120ZM140 183V184H139ZM69 185V186H67V187H69L68 189L71 191H69L68 192V189H66L67 187H66V185ZM126 184H127V186H126ZM151 184V185H150ZM201 184V183H200ZM20 185V186H19ZM121 186V187H123V188H121V190L118 188V186ZM143 185V186H142ZM23 186H25V187H23ZM30 186V187H29ZM42 186H44L43 188L45 189H43L42 188ZM119 186V187H120ZM137 186H138V188H137ZM149 186V187H148ZM53 187V188H52ZM66 187V188H65ZM156 187V188H155ZM22 188H25V189H27L26 191H25V189H22ZM65 188V189H64ZM116 188V189H115ZM117 188L119 189V191L121 192V193H123V194H121L119 191V193H116L117 192ZM148 188V189H147ZM116 190V192H115V190ZM139 189V190H138ZM155 189H156V191H155ZM23 190V191H22ZM65 190V191H64ZM153 190V191H152ZM22 191V192H21ZM46 193V194H44V192ZM107 191V192H106ZM109 191H113L112 193H110ZM138 193H137V192ZM141 193H140V192ZM149 191H150V193H149ZM65 192H68V193H65ZM137 194H136V193ZM146 192V193H145ZM49 195H48V194ZM62 193V194H61ZM80 193V192H79ZM106 193V194H105ZM113 193H114V195H113ZM149 193V194H148ZM44 194V195H43ZM108 194H110L111 196H107ZM146 194H148V195H146ZM47 195V196H46ZM53 195V196H52ZM62 196V197H59V196ZM68 195V196H67ZM71 195V197H72V200H71V197H69ZM122 195H123V197H122ZM41 196L43 197V196H45V197H48L49 199L50 198H52V197H54V196H57V199H56V197L53 199L52 198V201H51V199H50V201H47V200H49V199H47V198H41ZM52 196V197H51ZM68 197V198H67ZM108 198V201L106 200L107 198ZM130 197V198H129ZM36 198V199H35ZM40 198V199H39ZM76 198V197H75ZM116 198V199H115ZM33 199H35L36 200V202H34V201H32ZM37 199H39V200H42L44 203H42V201H39V203L40 204H37ZM70 200V202H69V200ZM101 199H100V201H101ZM120 199V200H119ZM139 199H141L140 201H139ZM45 200V201H44ZM104 200V201H103ZM116 200V201H115ZM117 200H119V201H117ZM133 200V201H132ZM146 200V201H145ZM33 203H32V202ZM105 201H107V203L105 204ZM123 201V202H122ZM138 201V202H137ZM143 201H145V202H143ZM31 202V203H30ZM51 202V203H50ZM58 202H60V203H58ZM110 202V203H109ZM42 203V204H41ZM65 203H69V204H67V205H65ZM112 203V204H111ZM139 203V204H138ZM30 204V205H29ZM57 204V205H56ZM125 205V208H124V205ZM133 204V205H132ZM144 204V205H143ZM42 205V206H41ZM56 205V206H55ZM106 205V206H105ZM133 206H134V208H133ZM24 207H26L27 208V210H25L26 208H24ZM111 207L113 208V209H111ZM32 208V209H33ZM36 208V209H35ZM61 208V210H64V208L62 209ZM117 208V209H116ZM123 208V209H122ZM24 209V210H23ZM29 209V210H28ZM120 209V210H119ZM142 209V210H141ZM107 210H109V211H107ZM116 210H118V211H116ZM124 212V215H123V213H122V211ZM144 210V211H143ZM20 211V212H19ZM22 211V212H21ZM34 211H32V212H34ZM65 211V210H64ZM132 211H134V212H132ZM32 212H31V214H32ZM54 212H52L53 213V215H54ZM103 212V213H102ZM119 212V213H118ZM132 212V213H131ZM24 213V212H23ZM122 213V214H121ZM109 214H108V216H109ZM112 214V215H113ZM23 215V214H22ZM142 215H143V217H142ZM57 216V215H56ZM120 219V220H121ZM19 220H21V219H19ZM121 220V221H122ZM17 223H15L14 225L15 226H12L11 228H10V231H9V233H11V231L13 232V233H11V235H12V238L10 237L11 235H9V233H8V235H7V238H9V239H11V240H13L15 243H17L18 245H17V247H16V249L17 248H19V249H17V251L20 253V254H22L23 253V255H21V256H19V254H17L16 256L18 257H15V255H14V257L13 258H15L16 260H25V258H28V257H30V255H34V257L35 258H41V259H43V258H45L46 259V256H47V254H44L45 253V251H42L41 250V247L43 246L42 244H43V242H40L39 241V243H42L41 245L39 244V243H36L35 244V242H33L34 241V239H35V241H36V237H37V239L39 238L40 239V237H38V235L36 236L35 234V237L34 236H32L33 235V232H32V234H31V232H30V230H29V232H30V234H31V236L28 234V232L26 231H18L19 229H20V225L18 224V223H20L21 221H16ZM140 222V223H139ZM139 223V224H138ZM18 224V225H17ZM47 224V223H46ZM50 225H52V224H50V222H48V224L47 225H45V226H47L49 229H50ZM19 226V227H18ZM130 226V227H129ZM16 227H18V230H16L17 228ZM47 227H45V232H47ZM14 228H16V229H14ZM47 228V229H46ZM48 229V230H49ZM88 229H90V228H88ZM136 229V230H135ZM16 230V231H15ZM87 230V229H86ZM129 230V231H128ZM17 232L19 233V232H21V233H19V235L17 234ZM22 233H24V234H22ZM26 233V234H25ZM89 233V232H88ZM132 235H131V234ZM17 234V236H14V235H16ZM23 235H26L25 237L23 236ZM27 235H29L28 237H27ZM89 236H87V237H85L86 239H84V241H85V243L83 242V245H82V247H83V250L86 248L87 250V252L89 251V250H92V248H90L89 250H88V247H89V243H91V237H90V234H88ZM130 235V236H129ZM20 236H22L21 238H20ZM122 236V237H123ZM129 236V237H128ZM24 237V238H23ZM33 237V238H32ZM19 238V239H18ZM30 238H32L33 240H32V242H30ZM128 238V239H127ZM15 239H17V240H15ZM23 239V240H22ZM26 239V240H25ZM22 240V241H21ZM25 240V241H24ZM28 240H29V242H28ZM40 240H43V238H41ZM87 240V241H86ZM21 243V246H20V244H19V242ZM79 241V240H78ZM90 241V242H89ZM37 242V241H36ZM80 242V241H79ZM78 242V243H79ZM26 243V244H25ZM38 244H39V247H37L38 246ZM127 244V245H126ZM85 245H88V246H85ZM80 246V243L79 244H77V246L76 247H79ZM90 246H92V245H90ZM130 246V245H129ZM129 246L128 247H126V249H128L129 248ZM44 247V246H43ZM72 247L73 246H71V247H69V249H72ZM39 248V249H38ZM74 248V247H73ZM75 249V248H74ZM74 249H72L71 251L69 250V251H67V253L66 252H63V253H66L65 255H67L66 256V258L68 257V258H76V255H75V253L73 254V253H71V252H75V250ZM42 252H41V251ZM45 250V249H44ZM22 253H21V252ZM40 251V252H39ZM17 252V253H18ZM44 252V253H43ZM68 252H69V255H68ZM122 252L123 251H120V253L122 254ZM125 252V251H124ZM123 252V253H124ZM43 253V254H42ZM71 253V254H70ZM126 253V252H125ZM24 254H26V255H28V257L27 256H25L24 257ZM65 255L63 254V257H64V260L66 259L65 258ZM72 255V257H70ZM24 257V259H23V257ZM74 256V257H73ZM20 257V258H19ZM68 258H67V261H68V263L70 262V261H72V259H69L68 260ZM27 260V259H26ZM76 260V261H75ZM72 263L74 264H78L77 262H78V259H75ZM27 261H29V260H27ZM65 263H66V261H65ZM68 263H66V264H68ZM71 263V262H70ZM71 263V264H72Z\"/></svg>",
  "mask_w": 264,
  "mask_h": 264
}]
</instances>
